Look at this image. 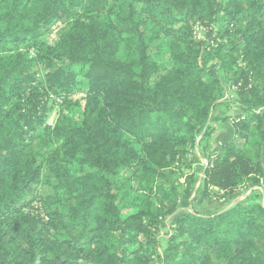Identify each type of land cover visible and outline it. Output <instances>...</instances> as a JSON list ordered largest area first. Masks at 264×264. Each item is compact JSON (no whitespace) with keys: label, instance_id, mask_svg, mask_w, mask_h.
Returning <instances> with one entry per match:
<instances>
[{"label":"trees","instance_id":"trees-1","mask_svg":"<svg viewBox=\"0 0 264 264\" xmlns=\"http://www.w3.org/2000/svg\"><path fill=\"white\" fill-rule=\"evenodd\" d=\"M58 20L73 23L48 45L42 37ZM191 20L206 30L224 21L244 28L207 47L190 35ZM154 33L170 37L172 63L156 85ZM240 46L244 69L232 59ZM120 47L125 60L116 57ZM239 80L236 103L246 117L235 132H246L245 149L223 145L202 183L204 192L232 194L248 182L250 193L211 216L181 203L185 215L158 240L160 208L146 194L126 204L116 179L130 169L137 179L157 177L210 140L214 95ZM55 98L63 113L83 101L81 121L48 126ZM39 160L55 180L41 212L23 202L40 182ZM262 180L264 0H0V264H264Z\"/></svg>","mask_w":264,"mask_h":264},{"label":"rangeland","instance_id":"rangeland-1","mask_svg":"<svg viewBox=\"0 0 264 264\" xmlns=\"http://www.w3.org/2000/svg\"><path fill=\"white\" fill-rule=\"evenodd\" d=\"M72 23L71 20H58L54 22L51 29L42 37V41L48 45L56 44L59 37L72 26ZM187 25H189V32L193 40L197 43L205 42L207 47H217L219 44H228L233 40L232 36L236 31L244 28V25L241 23H226L224 21L222 24L210 26L213 30V33H211V29L206 30V28L196 20L189 21ZM226 28H228V34L224 33ZM169 42L170 37L157 33L152 34L149 39L148 52L158 65V71L151 80L153 85H156L157 81L165 76L172 68ZM240 47H238L237 53L232 54V59L236 60L235 68L244 69L246 63L243 57V47ZM116 57L119 60H125L126 54L123 48H119ZM230 60L227 59L228 62ZM226 71V68L222 70L220 75L221 81H223ZM41 72V66L34 62L33 73L40 74ZM241 83L242 80H239L238 84L229 81L227 83L225 82L223 84L224 90L215 93V105L211 108L207 122L212 131V135L210 140L206 141L205 144L194 148L188 147L186 156H183L184 158L176 159L168 164L167 167L158 173L157 177H143L141 175L142 179H137L138 177H136L137 175L135 176V169H130L124 172L123 178L120 176V178L116 179L124 193H127L128 200L126 204H130L138 196L146 194L151 199L153 206L160 208L161 215H159V221H162L161 223L165 224L166 227L162 228L160 231H152L155 238L158 237L160 239V237H168L170 228L179 218L185 215V212L182 211L183 208L180 206L181 203L185 201L188 203L186 208L191 213L201 216H211L243 200L250 193L251 190L248 188V182L236 188L232 194H227L226 191L212 187H209L207 192H204L202 183L206 168L209 167L208 160L212 158V154L216 153L223 145L234 141L236 149L238 148L239 151H244L245 149L244 136L246 132H235L236 127L238 128L239 124L242 123L246 117V114L239 109L236 103L238 99V87ZM81 97H83V94L78 93L71 99H82ZM61 101L60 98H55V101L48 102L47 107L49 110L45 113L46 124L52 128L57 122L62 121L61 125L74 127L81 121V108L84 102L80 101L81 108L70 109L68 112L63 113L60 107ZM257 112H259V110ZM153 119L157 120L159 117H154ZM170 125L174 126V122H170ZM198 141L199 139H197V142ZM246 153L253 157L251 150H246ZM37 165L40 166V182L32 186V193L27 194L23 202H31L32 205L41 212L40 204L50 194L51 185L55 183V180L49 169L41 160L37 162ZM127 179H129V182L125 184ZM152 181H154V183L150 188L148 183ZM159 186H161V190H159ZM261 189L264 190V180L261 181ZM195 196L196 199L194 198ZM158 199H164L162 204ZM173 204L179 206L178 210L173 215H167ZM124 207L126 206L124 205ZM155 207L152 208L153 212H155ZM40 215V217H43L44 213L42 212ZM139 238L142 239L143 242L147 240L141 235ZM160 244L162 247L165 246L164 241H161Z\"/></svg>","mask_w":264,"mask_h":264}]
</instances>
